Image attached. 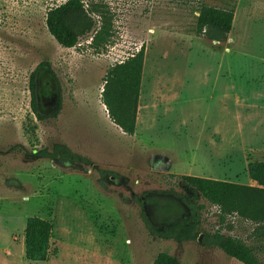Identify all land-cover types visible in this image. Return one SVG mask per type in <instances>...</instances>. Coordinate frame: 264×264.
Returning <instances> with one entry per match:
<instances>
[{"label":"rangeland","instance_id":"374dc122","mask_svg":"<svg viewBox=\"0 0 264 264\" xmlns=\"http://www.w3.org/2000/svg\"><path fill=\"white\" fill-rule=\"evenodd\" d=\"M53 1L0 0V264H154L160 254L181 264H241L202 244L216 232L254 248L264 264L258 224L237 215L222 222L217 207L181 182L257 186L248 164L264 162V0H96L113 17L100 49L92 36L73 49L55 41L45 23ZM203 5L234 12L227 43L197 36ZM142 47L129 137L109 118L103 79ZM42 65L40 113L60 112L40 122L30 78ZM55 145L86 162L35 156ZM182 199L204 208L201 241L150 236L142 211L155 225L171 223L188 215ZM35 217L53 225L41 263L25 258L26 222Z\"/></svg>","mask_w":264,"mask_h":264},{"label":"trees","instance_id":"16d2710c","mask_svg":"<svg viewBox=\"0 0 264 264\" xmlns=\"http://www.w3.org/2000/svg\"><path fill=\"white\" fill-rule=\"evenodd\" d=\"M112 20L111 13L96 0H54L47 9L45 23L48 33L65 49L76 48L82 39L91 36L92 47L100 49L112 38ZM234 20L233 11L203 5L197 17L196 34L210 42L227 43L233 31ZM144 64L145 47H142L126 61L109 69L103 79L102 102L109 118L129 137H134L137 130ZM44 66L47 65L40 66L30 78L31 109L40 122L55 119L60 112L59 110L49 115L40 113L37 76ZM16 148L18 147L14 149ZM35 156L57 162H86V159L60 145L44 149ZM248 175L257 187L190 176L181 177V182L184 187L217 207L222 222L229 215H237L258 224L255 232L264 242V162L249 163ZM183 202L188 215L171 223L155 225L145 211H142V219L150 236L180 244L198 241L203 226L201 211L204 208L184 200ZM52 234L53 225L50 221L37 217L27 220L24 232L27 261L41 263L48 259ZM202 244L219 249L241 264H263L257 258L254 248L220 232L204 236ZM154 264L181 263L170 255L160 254Z\"/></svg>","mask_w":264,"mask_h":264},{"label":"water","instance_id":"95a60500","mask_svg":"<svg viewBox=\"0 0 264 264\" xmlns=\"http://www.w3.org/2000/svg\"><path fill=\"white\" fill-rule=\"evenodd\" d=\"M211 43H213V44H219L218 42H211ZM199 241H201V238L199 239Z\"/></svg>","mask_w":264,"mask_h":264},{"label":"crops","instance_id":"0c3cea01","mask_svg":"<svg viewBox=\"0 0 264 264\" xmlns=\"http://www.w3.org/2000/svg\"><path fill=\"white\" fill-rule=\"evenodd\" d=\"M227 98H229V97H227ZM255 183V182H254ZM236 184V183H235ZM240 185V184H239ZM243 186H245V185H243ZM249 187H255V186H249ZM257 187V186H256Z\"/></svg>","mask_w":264,"mask_h":264},{"label":"flooded vegetation","instance_id":"af4514ba","mask_svg":"<svg viewBox=\"0 0 264 264\" xmlns=\"http://www.w3.org/2000/svg\"><path fill=\"white\" fill-rule=\"evenodd\" d=\"M158 168H162V167H158Z\"/></svg>","mask_w":264,"mask_h":264}]
</instances>
